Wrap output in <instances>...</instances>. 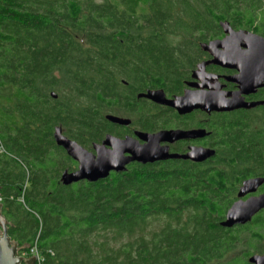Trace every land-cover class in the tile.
<instances>
[{"label": "trees", "instance_id": "16d2710c", "mask_svg": "<svg viewBox=\"0 0 264 264\" xmlns=\"http://www.w3.org/2000/svg\"><path fill=\"white\" fill-rule=\"evenodd\" d=\"M222 21L264 35V0H0V197L20 250L37 246L43 264H250L264 254V209L221 225L243 181L264 177V109L217 115L206 164L133 162L75 189L61 182L77 162L55 127L89 150L126 132L106 114L167 127L138 95L180 91Z\"/></svg>", "mask_w": 264, "mask_h": 264}, {"label": "water", "instance_id": "95a60500", "mask_svg": "<svg viewBox=\"0 0 264 264\" xmlns=\"http://www.w3.org/2000/svg\"><path fill=\"white\" fill-rule=\"evenodd\" d=\"M223 38H215L201 44L202 49L211 55L210 60L198 64L193 72L192 82L196 90H186L184 95L168 98L163 89H148L140 93L158 104L172 107L179 114H187L196 109L206 112H228L241 108L250 109L264 105L262 101H245L244 95L264 87V35L248 29H235L228 21L220 23ZM207 65H217L223 68L236 69L237 74L225 76L238 85V90L228 92L220 82L221 75L207 72ZM52 95L57 97L53 92ZM110 122L128 126L131 119L115 114H106ZM135 136L119 137L108 133L101 142H96L92 150L83 147L76 140L63 133L61 126L55 127L54 139L67 155L77 162L75 170H64L61 182L72 185L80 181L95 182L105 179L112 172H123L133 162L140 164L154 163L166 160H191L203 163L213 158L215 148L191 146L187 153L170 152L164 142H174L180 139H196L209 134L205 129H165L149 133L135 131ZM264 184V177L257 176L246 179L238 192L239 197L254 193ZM0 202V264H35L36 257L23 260L18 256L19 247L8 234L9 221L2 214ZM264 209V193L251 195L247 199L236 200L227 210L225 219L221 221L224 227L243 225L252 221L253 217ZM250 264H264V254L255 253L248 259Z\"/></svg>", "mask_w": 264, "mask_h": 264}, {"label": "flooded vegetation", "instance_id": "af4514ba", "mask_svg": "<svg viewBox=\"0 0 264 264\" xmlns=\"http://www.w3.org/2000/svg\"><path fill=\"white\" fill-rule=\"evenodd\" d=\"M251 31H253V30H251ZM253 32H255V31H253ZM224 36H225V34L222 32V35L217 37V38H223ZM206 54L207 55L205 56V58L202 59L201 61H199V63L206 61V60H210L212 58L208 52H206ZM199 63H197L195 68H193L191 70V73L186 78L183 79L180 91L175 92V93H169L164 88H154V89H163L168 98H173L175 96L184 95L185 91L189 90V89L190 90H196L197 87L191 86V83L192 82H199L193 78V72L197 69V66ZM206 70H207V72L221 75V78L219 80L224 85L223 89L225 91L233 92V91L238 90V85L235 82L229 81L225 78V76H232V75L237 74L238 71L236 69L223 68V67L217 66V65H207ZM146 91H147V89L144 92H146ZM244 98H245V101H247V102L264 100V87L258 88L255 92L244 95ZM137 99H139V100L143 99L146 102H149L150 104H152L153 106L158 108V110L161 113V114H158V118L160 120L161 119L165 120V122L168 125H167V127H160V128H157L156 130L142 129V128L141 129H137V128L132 129L131 124L128 126H121V127H125L126 132L123 134V136H119V137L123 138L127 135L135 136L134 133L137 130H141V131L149 132V133H154V132H158L160 130H165V129L191 130V129L202 128V129H205L209 133L203 137L196 138V139H180V140H176L174 142L162 143L163 145H168L170 147V152L183 153V154L187 153L191 146H198V147H205V148H216L217 136H215V135L213 136V134H212V123L214 121V118L217 115H232L234 113L241 112V111H243V112L258 111L259 113H262V111L264 109V105H259V106H256V107L250 108V109L241 108L238 110L228 111V112H210L209 113V112L203 111L201 109H196V110H193L192 112L187 113V114H179L176 109L169 107V106H166V105L158 104V103H156L150 99H147L144 97L139 98V96L137 97ZM212 159L213 158L208 159L207 161H205L203 163H196V162H193L191 160H182V159L166 160V161H160V162H167V161H185V162H188L189 161V162L196 163V164H206ZM242 184L240 185V187L242 186ZM240 187H239V190H240ZM239 190H238V192H239ZM238 192H237V196H236V199L234 200V202L240 198L241 199H247L251 195H260V194L264 193V184L262 186H260L256 192L251 193V194H247L243 197H239ZM0 202L2 203L1 197H0ZM3 209H4V207L2 205L1 212L7 218ZM7 220H8V218H7ZM10 224L11 223L9 221L8 229H9Z\"/></svg>", "mask_w": 264, "mask_h": 264}, {"label": "built area", "instance_id": "2783aa9c", "mask_svg": "<svg viewBox=\"0 0 264 264\" xmlns=\"http://www.w3.org/2000/svg\"><path fill=\"white\" fill-rule=\"evenodd\" d=\"M18 256L22 257L23 260L29 259L33 256L36 257V263L35 264H43L44 258L42 254L39 251V248L37 246H33L29 248L28 250L26 249H19L18 251Z\"/></svg>", "mask_w": 264, "mask_h": 264}, {"label": "rangeland", "instance_id": "374dc122", "mask_svg": "<svg viewBox=\"0 0 264 264\" xmlns=\"http://www.w3.org/2000/svg\"><path fill=\"white\" fill-rule=\"evenodd\" d=\"M112 114H116V115H118V116H122V117H126V115H124L123 114V111H121V112H118V113H112ZM123 114V115H122ZM141 129V128H139V126H137V125H133L132 126V129ZM76 184V183H75ZM75 184H72L71 186H70V188L69 189H75L76 188V185ZM29 187H30V185H29ZM65 189V188H64Z\"/></svg>", "mask_w": 264, "mask_h": 264}]
</instances>
